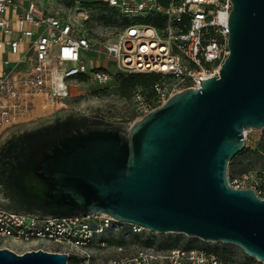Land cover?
<instances>
[{
    "label": "water",
    "instance_id": "obj_1",
    "mask_svg": "<svg viewBox=\"0 0 264 264\" xmlns=\"http://www.w3.org/2000/svg\"><path fill=\"white\" fill-rule=\"evenodd\" d=\"M232 2L230 53L201 88L133 123L65 108L7 129L0 208L38 218L107 213L235 243L264 264V199L228 179L245 131L264 128V0ZM0 264H68V255L0 248Z\"/></svg>",
    "mask_w": 264,
    "mask_h": 264
},
{
    "label": "built area",
    "instance_id": "obj_2",
    "mask_svg": "<svg viewBox=\"0 0 264 264\" xmlns=\"http://www.w3.org/2000/svg\"><path fill=\"white\" fill-rule=\"evenodd\" d=\"M46 1L0 0V51L9 47L10 54L19 56L2 60L0 133L26 120L23 116L40 105V115L66 106L73 87L80 90L89 81L106 85L118 74L157 76L151 100L141 90L132 97L137 119L142 118L175 93L201 88L204 78L218 76L230 53L232 0H95L122 18L118 33L105 42L92 40L77 24L50 12ZM107 59L112 67L103 63ZM228 179L232 187L251 188L264 199V171ZM143 229L107 213L38 218L0 208V248L65 253L68 264L74 258L85 263L90 246L104 235ZM14 243L22 244L23 251H16ZM109 264L230 263L205 248L172 247Z\"/></svg>",
    "mask_w": 264,
    "mask_h": 264
},
{
    "label": "rangeland",
    "instance_id": "obj_3",
    "mask_svg": "<svg viewBox=\"0 0 264 264\" xmlns=\"http://www.w3.org/2000/svg\"><path fill=\"white\" fill-rule=\"evenodd\" d=\"M45 6L50 12L77 24L84 34L97 42H105L113 38L122 23V18L116 9L95 0H48ZM103 63L112 67L108 59ZM151 86L152 82L147 78L134 83L130 80V76L122 74H118L115 80L106 85L89 81L80 90L77 86L72 88V97L66 106L59 104L54 110L45 111L18 124L65 108L76 109L111 121L133 123L139 114L134 107L132 97L136 91L141 90L151 100L154 96ZM5 131L0 133V137ZM246 132L243 151L229 163V177L244 172L264 171V128H250ZM172 247L205 248L220 255L230 264H263L255 257L249 256L235 243L207 241L190 237L185 233H159L148 228L139 233L107 234L98 238L88 249L87 261L80 264H109L113 259L141 251L149 252L152 249L166 251ZM13 248L18 252L23 251L20 243H14ZM79 262L80 259L77 258L69 260V264H79Z\"/></svg>",
    "mask_w": 264,
    "mask_h": 264
},
{
    "label": "crops",
    "instance_id": "obj_4",
    "mask_svg": "<svg viewBox=\"0 0 264 264\" xmlns=\"http://www.w3.org/2000/svg\"><path fill=\"white\" fill-rule=\"evenodd\" d=\"M18 57L19 56H15V55L10 54L9 47H6L4 52L0 51V69L2 68V60L3 59H5V58L17 59ZM39 101H42V99H39ZM41 107H42V105H41ZM41 107L40 106L37 107L35 113H33L31 115L30 114H25L23 116V118L24 119H28V118L33 117L35 115H40V113H41L40 111L42 110Z\"/></svg>",
    "mask_w": 264,
    "mask_h": 264
},
{
    "label": "trees",
    "instance_id": "obj_5",
    "mask_svg": "<svg viewBox=\"0 0 264 264\" xmlns=\"http://www.w3.org/2000/svg\"><path fill=\"white\" fill-rule=\"evenodd\" d=\"M103 4H105V3H103ZM105 5H107V4H105ZM128 76H130V80L132 82H134V83L135 82H140V81H142L145 78H147L148 80H150L153 83L156 80V78H157V76L153 75V74H130Z\"/></svg>",
    "mask_w": 264,
    "mask_h": 264
},
{
    "label": "bare ground",
    "instance_id": "obj_6",
    "mask_svg": "<svg viewBox=\"0 0 264 264\" xmlns=\"http://www.w3.org/2000/svg\"><path fill=\"white\" fill-rule=\"evenodd\" d=\"M40 107H41V105H40ZM43 107H41V109H42ZM247 131V130H246ZM245 131V137H246V135H247V132Z\"/></svg>",
    "mask_w": 264,
    "mask_h": 264
}]
</instances>
